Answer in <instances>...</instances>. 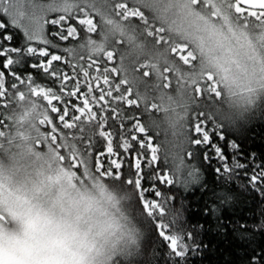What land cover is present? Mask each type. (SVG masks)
I'll return each instance as SVG.
<instances>
[{
    "label": "snow or ice",
    "instance_id": "6c2138e0",
    "mask_svg": "<svg viewBox=\"0 0 264 264\" xmlns=\"http://www.w3.org/2000/svg\"><path fill=\"white\" fill-rule=\"evenodd\" d=\"M257 114L264 0H0V264H187L203 225L175 185L208 166L218 228L231 183L264 201V163L226 137ZM232 227L264 232V207Z\"/></svg>",
    "mask_w": 264,
    "mask_h": 264
},
{
    "label": "trees",
    "instance_id": "16d2710c",
    "mask_svg": "<svg viewBox=\"0 0 264 264\" xmlns=\"http://www.w3.org/2000/svg\"><path fill=\"white\" fill-rule=\"evenodd\" d=\"M25 67L27 68V65ZM226 137L238 144L237 159L242 163H264V115L257 114L247 125L226 132ZM220 143L231 163L233 151L224 142ZM202 171L206 189L202 190L199 186L193 185L185 190L178 184L174 188L176 196L174 208L180 209L183 203L186 227L203 225L198 235L201 247L197 249L196 254H189L187 264H243L250 247H264V232L254 230V235L241 237L232 225L236 222L247 224L249 227L258 224L264 201L258 193L244 191L236 182L231 183L230 187L237 194L236 200L230 206L225 205L221 209V221L228 226L226 229L218 228L216 219L209 217L203 209L205 202H210L212 190L219 193L223 188L215 182L214 173L208 166ZM148 258H152L150 246L146 247L144 254V259ZM153 259L154 264H164L163 253L159 249Z\"/></svg>",
    "mask_w": 264,
    "mask_h": 264
}]
</instances>
